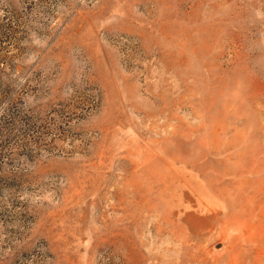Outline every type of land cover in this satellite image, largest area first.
Wrapping results in <instances>:
<instances>
[{
  "label": "rangeland",
  "instance_id": "rangeland-1",
  "mask_svg": "<svg viewBox=\"0 0 264 264\" xmlns=\"http://www.w3.org/2000/svg\"><path fill=\"white\" fill-rule=\"evenodd\" d=\"M0 264H264V0H0Z\"/></svg>",
  "mask_w": 264,
  "mask_h": 264
}]
</instances>
